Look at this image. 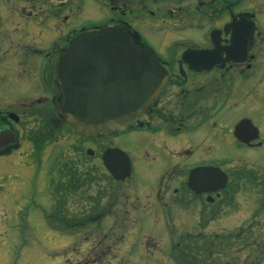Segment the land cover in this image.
I'll use <instances>...</instances> for the list:
<instances>
[{
  "label": "flooded vegetation",
  "instance_id": "obj_1",
  "mask_svg": "<svg viewBox=\"0 0 264 264\" xmlns=\"http://www.w3.org/2000/svg\"><path fill=\"white\" fill-rule=\"evenodd\" d=\"M103 29L153 53L161 92L125 130L86 137L57 111L59 63ZM17 160L54 162L38 179L69 238L60 264H264V0H0V164Z\"/></svg>",
  "mask_w": 264,
  "mask_h": 264
},
{
  "label": "water",
  "instance_id": "obj_2",
  "mask_svg": "<svg viewBox=\"0 0 264 264\" xmlns=\"http://www.w3.org/2000/svg\"><path fill=\"white\" fill-rule=\"evenodd\" d=\"M132 10H186L214 0H122ZM153 53L135 45L123 32L103 29L78 36L59 63L63 102L57 108L64 120L86 137L125 130L143 116L159 96L153 84L160 69ZM112 171L118 179L130 174ZM112 170V169H111Z\"/></svg>",
  "mask_w": 264,
  "mask_h": 264
},
{
  "label": "rangeland",
  "instance_id": "obj_3",
  "mask_svg": "<svg viewBox=\"0 0 264 264\" xmlns=\"http://www.w3.org/2000/svg\"><path fill=\"white\" fill-rule=\"evenodd\" d=\"M19 162L5 168L0 164V264H60L71 260V252H65L69 246H64L69 238L54 232L45 217L42 200L49 199V213H52L56 199L51 181L45 195L39 188L38 169L39 175L43 174L42 184L46 183L54 162L49 161L47 173L45 162L37 169L35 166L27 169L24 164L18 165Z\"/></svg>",
  "mask_w": 264,
  "mask_h": 264
}]
</instances>
